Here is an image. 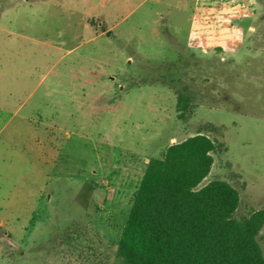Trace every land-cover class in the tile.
Wrapping results in <instances>:
<instances>
[{
    "label": "rangeland",
    "instance_id": "1",
    "mask_svg": "<svg viewBox=\"0 0 264 264\" xmlns=\"http://www.w3.org/2000/svg\"><path fill=\"white\" fill-rule=\"evenodd\" d=\"M225 1L0 0V264H117L150 157L198 132L202 184L264 208V0L235 55L193 34Z\"/></svg>",
    "mask_w": 264,
    "mask_h": 264
},
{
    "label": "trees",
    "instance_id": "2",
    "mask_svg": "<svg viewBox=\"0 0 264 264\" xmlns=\"http://www.w3.org/2000/svg\"><path fill=\"white\" fill-rule=\"evenodd\" d=\"M216 149L198 132L150 157L117 242V264H264V208L237 217L235 186L218 178L202 184Z\"/></svg>",
    "mask_w": 264,
    "mask_h": 264
},
{
    "label": "crops",
    "instance_id": "3",
    "mask_svg": "<svg viewBox=\"0 0 264 264\" xmlns=\"http://www.w3.org/2000/svg\"><path fill=\"white\" fill-rule=\"evenodd\" d=\"M212 5L213 4H206V2L201 3L203 9ZM223 7H225V9L228 7V10L231 11L228 19H224L223 15L221 14V10H214V12H217L215 19L207 20V15H198L196 16L198 25L196 29L193 30V34L204 41L209 39V44H212L213 48L214 46L219 47V45L226 46V41L230 43L229 52L235 55L239 52L245 40L253 36V34L258 31V26L253 23L257 14L255 13L252 0H227L224 2L223 6L220 7V9ZM244 23H247L246 27ZM260 26L262 27V25ZM259 35L261 40H264V29H261ZM226 49L228 50V48ZM254 49L259 50L262 48L254 47ZM203 50L206 51L207 48L203 47Z\"/></svg>",
    "mask_w": 264,
    "mask_h": 264
}]
</instances>
